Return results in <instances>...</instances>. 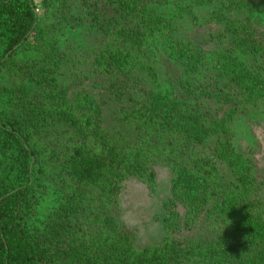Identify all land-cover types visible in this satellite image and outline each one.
<instances>
[{"label": "trees", "instance_id": "obj_1", "mask_svg": "<svg viewBox=\"0 0 264 264\" xmlns=\"http://www.w3.org/2000/svg\"><path fill=\"white\" fill-rule=\"evenodd\" d=\"M181 2L203 42L148 0H0V264H264V175L234 130L264 108V36L230 15L242 0ZM82 59L95 89L71 101ZM157 164L166 235L139 249L119 197Z\"/></svg>", "mask_w": 264, "mask_h": 264}, {"label": "rangeland", "instance_id": "obj_2", "mask_svg": "<svg viewBox=\"0 0 264 264\" xmlns=\"http://www.w3.org/2000/svg\"><path fill=\"white\" fill-rule=\"evenodd\" d=\"M148 0L150 10L172 18L177 29L175 33L182 37H193L196 42L204 41L206 27H200L188 16L189 7L182 3V0ZM190 2L194 0H184ZM192 9L204 16H208L213 10L210 4H194ZM231 16L245 20L255 30L257 35L264 36V0H242V7L232 9ZM212 29H218L212 26ZM93 32L88 28H82L73 37L74 44L83 50V55L90 52L94 44ZM155 59V66H160V80L165 85L170 78V73L165 71L164 64L158 61L155 54L145 59ZM84 60L77 62V66L70 69L67 78L65 93L69 100L73 101L76 95H84L87 91L95 88L87 73ZM144 73V72H143ZM142 73V74H143ZM1 89L7 97V84L5 77H2ZM85 101V98H83ZM236 134L235 146L238 151L247 154L254 159L257 175H264V108L256 110L249 108L241 114L234 122ZM155 180L148 182L137 177H132L124 182V188L119 197L120 220L131 229L134 234V244L142 249L161 242L166 235L165 217L167 214L165 203L171 196L172 174L164 164L154 166Z\"/></svg>", "mask_w": 264, "mask_h": 264}]
</instances>
